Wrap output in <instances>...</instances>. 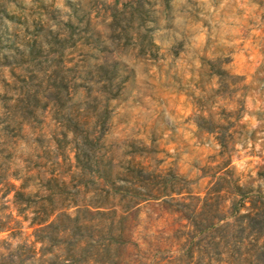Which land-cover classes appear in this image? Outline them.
Returning a JSON list of instances; mask_svg holds the SVG:
<instances>
[{"label":"rangeland","instance_id":"obj_1","mask_svg":"<svg viewBox=\"0 0 264 264\" xmlns=\"http://www.w3.org/2000/svg\"><path fill=\"white\" fill-rule=\"evenodd\" d=\"M102 166L107 186L92 174ZM8 177L25 195L57 177L79 208L114 211L81 219L92 251L110 245L111 264H263L245 219L236 239L188 235L233 200L238 217L264 220V0H0ZM227 181L241 195L203 205ZM11 214L13 193L0 199V218Z\"/></svg>","mask_w":264,"mask_h":264},{"label":"trees","instance_id":"obj_2","mask_svg":"<svg viewBox=\"0 0 264 264\" xmlns=\"http://www.w3.org/2000/svg\"><path fill=\"white\" fill-rule=\"evenodd\" d=\"M208 132L211 133L209 130ZM217 141L221 149L216 157L223 158L228 153L227 147L223 143V137L217 138ZM75 159L77 168L81 169L79 156L76 155ZM227 166L228 163L225 162L223 165H218L215 171L224 169ZM80 174L83 176L90 173L82 167ZM92 174L102 185L106 186L112 176L111 171L105 166L93 171ZM218 179L221 180L222 178ZM20 180L16 177H8L7 180L4 179L0 182V199L13 193V204L16 211L15 217L11 214L5 218H0V234L8 233L10 236L21 238V242L15 248H12L5 240H0V245L5 244L4 253L0 254V264H111L109 259H105V257L110 256V245L103 250L92 251L93 239L81 232L88 228L87 224L91 221L81 219L82 217H92L94 215H114V211H100L101 207H92V205L87 204L84 208H79L75 205L74 197L66 194L69 184L60 181L57 177L47 179L43 188L38 189L34 194L28 195L21 191L26 188L24 183L20 187H16L11 182ZM225 186L226 189H217L214 192L215 197H212V199L210 197L202 199L203 205L209 201L220 199L219 194L222 191L229 194V190H233L235 197L241 195L240 188L232 182H225ZM95 191L99 190L96 189ZM259 200L260 208L264 212V197H259ZM242 208H244L243 203L234 200L231 201L230 207L227 209L219 210L217 207L216 213L211 215L210 219H205L203 227H194L193 232L188 235V240L205 242L211 240L212 237L219 240L230 237L236 239L234 232L236 223L240 219H245L247 228L253 229L258 226L256 238L258 241H263L264 245V220L251 217L249 213L238 217ZM72 209L74 211L70 212ZM93 209L97 211H93ZM197 216H202V209L197 212ZM228 219H232V222H225ZM23 223L27 224L26 230H32L31 234L24 232V228L21 227ZM106 236H111L110 231H106ZM29 238H33L34 241H29ZM252 258L248 255L243 262L252 264ZM257 260L260 261L259 258Z\"/></svg>","mask_w":264,"mask_h":264}]
</instances>
